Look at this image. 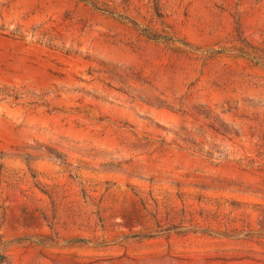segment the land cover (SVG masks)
Masks as SVG:
<instances>
[{
	"label": "rangeland",
	"instance_id": "1",
	"mask_svg": "<svg viewBox=\"0 0 264 264\" xmlns=\"http://www.w3.org/2000/svg\"><path fill=\"white\" fill-rule=\"evenodd\" d=\"M0 264H264V0H0Z\"/></svg>",
	"mask_w": 264,
	"mask_h": 264
},
{
	"label": "trees",
	"instance_id": "2",
	"mask_svg": "<svg viewBox=\"0 0 264 264\" xmlns=\"http://www.w3.org/2000/svg\"><path fill=\"white\" fill-rule=\"evenodd\" d=\"M148 37H150V38H152V39H154V38H155V37H151V36H149V35H148Z\"/></svg>",
	"mask_w": 264,
	"mask_h": 264
}]
</instances>
